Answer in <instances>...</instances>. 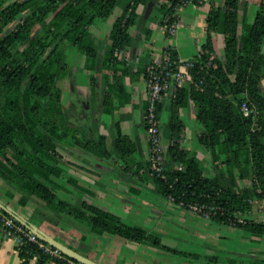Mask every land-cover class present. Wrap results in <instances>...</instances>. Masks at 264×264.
Here are the masks:
<instances>
[{
	"label": "trees",
	"instance_id": "1",
	"mask_svg": "<svg viewBox=\"0 0 264 264\" xmlns=\"http://www.w3.org/2000/svg\"><path fill=\"white\" fill-rule=\"evenodd\" d=\"M120 2L0 0V157L11 166L9 169L0 163V178L15 186L18 203L23 207L40 202L58 219L73 218L82 223L88 217L92 233L109 232L141 243L147 236L144 229L129 226L86 201L79 209L61 200L54 189V178L62 174L58 165L65 163L60 148L68 151L71 145H78L97 157L110 155L106 137L89 139L86 124L80 119L72 121L71 109L63 104L64 91L58 83L71 74L64 44L88 59H96L97 71L110 70L119 62L116 53L132 44L130 30L138 24L139 8H148L160 0H129L111 27L110 57L105 59L92 38V29L96 20L109 19ZM167 2L169 6H161L165 9L162 26L169 15L175 14L180 0ZM239 3L240 0H227L224 10L210 12L206 43L189 69L192 82L188 87L178 86L169 99L170 143L165 177L152 175L149 165V173L163 197H173L176 204L185 207H218L220 211L212 219L223 225H231L252 211L254 205L264 202V101L259 99L264 76V0H260L252 24L240 23ZM240 24L244 33L238 32ZM213 32L225 38L222 57H210L215 52ZM170 55L176 69L180 65L178 55ZM110 76L115 91L122 93L123 76L112 72L106 77ZM245 100L259 111L256 123L241 112ZM190 102L195 105L196 120L202 128L199 142L212 155L215 177L206 176L197 159L182 150L181 109ZM164 105L165 99L158 106L160 121ZM161 130L163 135L162 124ZM134 151L127 137L120 135L114 141V152L121 159ZM8 152L14 161L9 160ZM245 181L250 185H244ZM27 222L33 225L31 220ZM235 226L251 234H264V225L253 221ZM35 255L36 264H81L66 255L65 260L53 259L33 244L21 248L24 264Z\"/></svg>",
	"mask_w": 264,
	"mask_h": 264
},
{
	"label": "crops",
	"instance_id": "2",
	"mask_svg": "<svg viewBox=\"0 0 264 264\" xmlns=\"http://www.w3.org/2000/svg\"><path fill=\"white\" fill-rule=\"evenodd\" d=\"M121 1L119 4L127 5L129 2V0ZM165 1L167 0H160L158 4L153 3L148 8L140 7L138 23L143 19L153 20L154 11L162 8ZM251 1L240 0V23L252 18L248 11ZM204 2L205 0H199L194 3L195 8H201ZM211 2L213 7L211 11L217 7L220 10L226 8L227 0L225 2L211 0ZM253 4L257 8V13L260 0H253ZM248 16H250L249 19ZM178 19L181 25L179 16ZM94 28L97 27L93 26L92 38L99 53L108 59L110 57V33H96ZM154 28L158 33H154ZM154 28H141L140 26L135 33L131 29L132 44L116 53L119 62L111 66L110 70L97 71L96 59H88L80 54L82 56L80 69L72 67L76 71H72L67 79L60 81L61 83L65 81L67 90L76 97L70 107L76 106L78 114L80 113V121L86 124V137L89 139H95L98 135L106 137V146L110 155L103 158L97 157L82 150L78 145H71L68 151L60 149L65 163H59L62 174L54 178L56 194L60 199L64 195L67 199L62 200L79 209H82L86 201L90 205L119 217L123 223L147 232L146 239L141 243L123 239L109 232L92 233L88 217L82 222L83 226L73 218H62L58 219L56 224H50L51 230L39 228L51 237H54L52 236L54 233L56 235L54 239L58 242H60V237H65L66 240L68 238L69 245L64 242L60 243L100 264H165L156 259L153 260L154 263L146 259L158 251L171 250L170 247L173 244L169 242V238H166L169 237V231L173 227L179 225L183 227L190 222L195 226L192 227V240L189 243L194 241L203 248L202 253L196 255L182 252L184 258L189 260L201 258L208 261L207 258L217 252L222 251L221 253L225 254L230 251L231 240L222 239L219 236L222 229L228 225L194 215L187 208L163 197L158 191V184L149 173L150 143L144 119L148 98L145 77L147 66L161 59L167 52L177 53L182 68L193 61L186 58V48L181 46L182 41L180 37H177V33L174 36L164 33L161 21H159V26L154 25ZM241 29L242 24L239 25V33ZM201 51L202 48H199V53ZM126 69H128L127 74ZM80 70L89 75V80H81L77 76L76 73H80ZM112 72H118L123 76L122 93L115 91L114 79L111 76L106 77ZM141 81L143 84L140 83ZM191 82L192 79H189L188 74L180 86L188 87ZM173 91L172 89L167 93L161 113L163 140L167 147L170 143L169 99ZM90 98L95 106L91 105ZM181 119L184 123L183 137L180 141L182 150L187 151L190 157L197 159L206 176L215 177L216 170L213 168L211 153L199 142L202 128L196 120L193 102L181 109ZM120 135L129 139L131 148L133 145L135 147V151L125 159H121L114 152V141ZM177 167L180 168V166ZM0 185L7 189L9 187L6 182ZM9 192L12 193H8L9 196L0 194V202L24 220H29L26 215L31 203L23 207L18 203L17 192L11 190ZM35 206L38 207L39 217L46 218L48 217L46 215H51L40 202L33 203V207ZM132 213L133 216H131ZM66 228L69 232L65 230ZM0 264H24L16 242L9 238L1 228ZM28 264L35 263L30 261Z\"/></svg>",
	"mask_w": 264,
	"mask_h": 264
},
{
	"label": "rangeland",
	"instance_id": "3",
	"mask_svg": "<svg viewBox=\"0 0 264 264\" xmlns=\"http://www.w3.org/2000/svg\"><path fill=\"white\" fill-rule=\"evenodd\" d=\"M126 1L127 0H124V2ZM222 2H225V0H222ZM204 3H205L204 6H202L201 8H195L194 3L192 2L189 5L181 7L179 10L176 9L175 12L178 14V16L181 19V25L178 27L176 31V33L178 34L177 37L178 38L180 37V40L182 41L181 46L186 48V54H185L186 58L191 60L196 59V57L201 54L199 53V48H202V45L206 43V39H207L206 30L209 27L207 19L213 7L211 5L212 3L211 0H205ZM163 4L164 6L165 5L169 6V3L167 1L163 2ZM125 5L126 4L124 3L119 4V6H117L113 15L109 19L96 20L94 26L97 28H94L95 29L94 32L109 33L114 21L118 16H120L122 11L124 10ZM216 9L220 10L219 7H217ZM256 9L257 8L253 4V0H252L248 7L249 15L252 18L250 20H247L248 24H252L254 22ZM164 12H165L164 8H157L153 13V20L146 21L145 19H143L131 31L135 33L137 28L140 26L141 28H154V25L159 26V21L162 20ZM250 16H248V19ZM163 30L164 33H166L164 26H163ZM154 33H158L156 28H154ZM240 33H244V31L241 29ZM212 36H213V45L215 48V52L214 54L213 53L210 54V57H215V56L222 57L225 38L222 34L218 32L215 33L213 32ZM66 45L67 44H64L63 47L66 48V53L68 55L67 61L71 66V72L72 71L75 72L76 70H74L72 67H75V69L79 68V66L81 65L82 56L80 55V53L77 51L76 48L68 47V45L67 46ZM263 53H264V46H263ZM76 74L81 80H86V79L89 80V75L84 74L82 70H80V73L78 72ZM189 79L190 80L192 79V76L190 74H189ZM140 83L143 84V81H141ZM65 84H66L65 81L64 83L59 82L58 86H60V88H62L64 91L63 104L65 105V107H70L71 103L76 100V97L72 93H70L69 90H67V86ZM259 99L264 101V76L262 77L261 80V93L259 94ZM90 102L92 103L91 104L92 106H95L94 102H92V98H90ZM70 109L72 113L71 115L73 116L72 121H75V119H79L80 113L78 114L76 106L75 107L72 106L70 107ZM7 157L9 158V160L14 161L13 154L11 152H8ZM210 157L212 159L211 154ZM0 163L6 165L9 169L11 168V166L7 164V161L1 157H0ZM64 166L66 167V165ZM2 182L4 181L0 178V184ZM7 184L9 185L8 187L9 191L10 190L13 192L16 191L15 186L9 183ZM244 185H250V181L245 182ZM8 189L3 188L0 185V194L9 196L8 193L11 192H9ZM61 198L67 199L64 195L61 196ZM254 207H256L257 209ZM254 207L252 208V211L248 212L245 215L240 216L239 219H242L244 221L245 220L253 221L255 223L264 225V203L254 205ZM37 211H38V207L37 206L33 207V203H31V206L26 215L27 218L31 220L36 227L41 229L44 228V230H46V228H49L51 230L52 227L50 226V224L53 225L58 222L57 221L58 218L50 214L46 215L48 216L46 218L39 217ZM193 214L202 217L201 215L195 213ZM133 215L134 214L132 213L131 216ZM205 219L210 220L211 218H205ZM78 223H80V225L83 226V223L81 222ZM194 226L195 225L190 222L187 225H184L183 227L180 225L177 227H173L169 231V237H166L169 238V242L173 244L170 247L171 250H169L168 252L166 250L158 251L157 253L151 254L153 256L150 258L147 257L146 260L148 262L154 263L153 260L156 259L158 262L165 264H185L186 262L189 264H264V234H258V233L251 234L245 230H242L239 227H236L233 223L231 225H228L227 227H224L221 231V234H219V236L222 237V239L231 240V246H229L230 251L225 253L226 255L224 253H221L222 251L217 252L214 255L209 256L207 258L208 261H204V259L202 260L201 258H196L194 260H189L184 258L182 252H188V253L190 252L195 255L202 253L203 247L199 246L194 241L189 243V241L192 240L191 232L193 231L192 227ZM65 230L69 232L67 228ZM48 233H50V231ZM52 236H54L53 238L56 237L54 233L52 234ZM64 238L60 237L59 241L66 243V245H69L68 238L67 240ZM124 251L126 252V249Z\"/></svg>",
	"mask_w": 264,
	"mask_h": 264
},
{
	"label": "built area",
	"instance_id": "4",
	"mask_svg": "<svg viewBox=\"0 0 264 264\" xmlns=\"http://www.w3.org/2000/svg\"><path fill=\"white\" fill-rule=\"evenodd\" d=\"M191 3L192 1L189 0H180L177 10ZM179 26L180 23L177 13L169 15L165 19L164 29L170 36L176 34ZM173 65L174 62L172 61L171 55L167 52L161 59L151 62L146 70L148 98L144 119L150 143L149 165L152 175L159 177H165L167 146L164 144L163 140L161 121L158 117V106L164 101L168 92L172 89L175 90L181 85L189 74V69L192 67V64H186L184 68L179 65L174 69ZM240 108L244 117L252 119L256 123L259 111L254 105L248 100H245L241 103ZM168 199L175 202L173 197H169ZM180 205L185 207L183 204ZM185 208L202 217L211 219L220 211L218 207L205 204H190ZM0 218L2 221V227L0 228L3 229L9 238L16 242L19 253L22 247L33 244L39 247L44 253L50 255L53 259H66L65 255L60 250L41 240L32 231L19 224L13 217L5 215L0 211ZM235 223L244 224L245 221L238 218L233 224L235 225ZM37 259L38 256L35 255L31 261H34L36 264ZM69 263L75 264L72 261H69Z\"/></svg>",
	"mask_w": 264,
	"mask_h": 264
},
{
	"label": "water",
	"instance_id": "5",
	"mask_svg": "<svg viewBox=\"0 0 264 264\" xmlns=\"http://www.w3.org/2000/svg\"><path fill=\"white\" fill-rule=\"evenodd\" d=\"M0 209L8 213L11 217H13L18 223L24 226L26 229L32 231L35 235H37L41 240L53 246L54 248L60 250L64 255L78 261L81 264H100L94 260H91L88 257H85L78 253L77 251L63 245L62 243L55 240L53 237L46 235L43 231H41L38 227L30 225L26 220L16 215L13 211L7 208L4 204L0 202Z\"/></svg>",
	"mask_w": 264,
	"mask_h": 264
}]
</instances>
